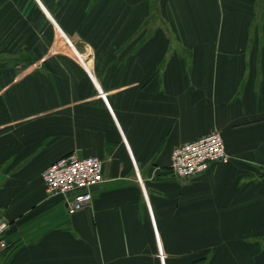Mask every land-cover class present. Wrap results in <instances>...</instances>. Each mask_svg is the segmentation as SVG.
I'll return each mask as SVG.
<instances>
[{"label": "crops", "instance_id": "0c3cea01", "mask_svg": "<svg viewBox=\"0 0 264 264\" xmlns=\"http://www.w3.org/2000/svg\"><path fill=\"white\" fill-rule=\"evenodd\" d=\"M70 154L104 178L71 214ZM0 227V264H264V0H0Z\"/></svg>", "mask_w": 264, "mask_h": 264}, {"label": "built area", "instance_id": "2783aa9c", "mask_svg": "<svg viewBox=\"0 0 264 264\" xmlns=\"http://www.w3.org/2000/svg\"><path fill=\"white\" fill-rule=\"evenodd\" d=\"M65 40L70 44L67 38ZM228 160L223 138L219 131L213 130L174 148L169 166L174 176L188 178L203 172L212 162ZM42 178L46 194L63 196L71 214L90 205L94 187L104 180L102 160L97 156H63L45 168ZM0 245H4L2 240ZM158 256L164 258L162 254Z\"/></svg>", "mask_w": 264, "mask_h": 264}, {"label": "rangeland", "instance_id": "374dc122", "mask_svg": "<svg viewBox=\"0 0 264 264\" xmlns=\"http://www.w3.org/2000/svg\"><path fill=\"white\" fill-rule=\"evenodd\" d=\"M66 39V38H65Z\"/></svg>", "mask_w": 264, "mask_h": 264}]
</instances>
